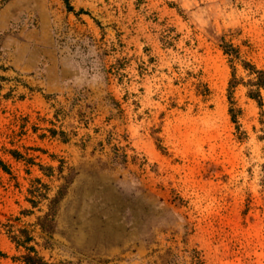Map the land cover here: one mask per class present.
<instances>
[{
	"label": "rangeland",
	"instance_id": "rangeland-1",
	"mask_svg": "<svg viewBox=\"0 0 264 264\" xmlns=\"http://www.w3.org/2000/svg\"><path fill=\"white\" fill-rule=\"evenodd\" d=\"M226 45L264 71V0L1 4L0 264L21 230L49 264H264V104L240 85L233 119Z\"/></svg>",
	"mask_w": 264,
	"mask_h": 264
},
{
	"label": "trees",
	"instance_id": "trees-1",
	"mask_svg": "<svg viewBox=\"0 0 264 264\" xmlns=\"http://www.w3.org/2000/svg\"><path fill=\"white\" fill-rule=\"evenodd\" d=\"M8 0H0V5L3 3H6ZM225 53L229 55L230 57V63L232 67V79L230 80L229 89H228V95H229V101L231 105L230 113L233 117V119L236 121L238 114L240 113V110L236 107V102L234 101L233 94L236 90V88L240 85L246 87L248 89V97L251 99L257 101L259 105L263 106L264 104V71L258 70L255 66L244 62L243 67L244 70L248 73L249 80L245 81L243 78H237L236 75V67L234 65L235 61L240 60V56H237L235 54L234 48L230 45L224 46ZM0 166L4 169V164L0 161ZM55 200V199H54ZM54 200L51 201V204L49 206L50 212L46 217L43 219H39V226L41 227L42 231L44 233H47L48 225L49 223L48 219L52 216V206ZM34 203V202H32ZM24 236H17L13 232L11 239L16 243L18 248H24L26 251V254L22 255L19 258H15L17 261L21 262L22 264H49L44 260V258L40 257L38 253L36 252L35 248L32 246H29L32 242V237L26 232V231H20ZM4 255L0 252V257H3Z\"/></svg>",
	"mask_w": 264,
	"mask_h": 264
}]
</instances>
